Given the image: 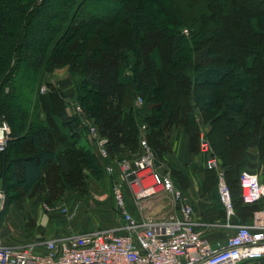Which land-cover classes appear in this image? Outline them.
Listing matches in <instances>:
<instances>
[{
	"label": "trees",
	"instance_id": "trees-1",
	"mask_svg": "<svg viewBox=\"0 0 264 264\" xmlns=\"http://www.w3.org/2000/svg\"><path fill=\"white\" fill-rule=\"evenodd\" d=\"M39 27L48 31L33 43ZM62 67L70 96L51 82ZM74 104L108 138L109 161L133 157L145 125L154 158L180 190L190 179L179 147L171 153L177 133L202 157L204 182L218 186L202 136L232 210L252 216L261 205L242 201L238 178L255 143L264 181V0H0V120L10 126L0 150L4 204L18 193L44 203L68 190L81 195L108 175L80 115L67 112Z\"/></svg>",
	"mask_w": 264,
	"mask_h": 264
},
{
	"label": "built area",
	"instance_id": "built-area-1",
	"mask_svg": "<svg viewBox=\"0 0 264 264\" xmlns=\"http://www.w3.org/2000/svg\"><path fill=\"white\" fill-rule=\"evenodd\" d=\"M42 86L40 90L44 91ZM89 131V139L106 174L111 178V196L122 225L82 230L42 240L9 244L0 235V264H239L247 260L264 259V212L257 221L236 223L222 240L212 242L196 228L193 207L183 192L173 185L168 173L157 172L154 156L146 138L144 149L129 159L109 161L108 138L101 136L93 122L82 115L79 104L72 106ZM145 128L142 125L141 130ZM10 126L0 120V150L9 139ZM200 151L207 155L206 167L218 175L219 198L229 218L232 212L229 190L219 160L211 155L209 143L201 136ZM240 198L245 203L262 202L264 211V182L257 174L242 171L238 178ZM133 202L150 196H170L177 208L173 215L137 220L130 214L125 194ZM6 193L0 189V215ZM59 212L72 219L78 206L60 207Z\"/></svg>",
	"mask_w": 264,
	"mask_h": 264
},
{
	"label": "rangeland",
	"instance_id": "rangeland-1",
	"mask_svg": "<svg viewBox=\"0 0 264 264\" xmlns=\"http://www.w3.org/2000/svg\"><path fill=\"white\" fill-rule=\"evenodd\" d=\"M45 15L46 13L43 12L42 17ZM47 31V28L43 30L40 27L36 28L33 43L41 41V35ZM183 32L188 33L187 29H184ZM29 60L30 57H27L26 62L29 63ZM135 101L136 106H142V98L137 97ZM70 113L79 115L73 107ZM143 136L144 130L141 137ZM141 137L138 142L139 150L134 155H139L143 152L144 147L140 143ZM87 139L91 144L89 131H87ZM15 172L18 173V169L9 167L7 174ZM259 179L264 182L261 173L259 174ZM111 192V182L107 175L89 180L88 188L81 195L75 191L71 192L68 190L64 192L59 200L50 202L44 203L42 198L33 193H30V195L22 193L13 194V196L21 197H16L12 202H8L9 204L3 205L5 207L0 217V235L7 243L17 244L20 241H27L37 236L46 239L53 234L66 231L63 229L65 227L67 229L68 226L73 228L71 230L67 229L71 233L115 226L117 225L119 216L115 211ZM75 205L78 206V213L74 218L69 219L59 213L60 210L58 209L60 207L65 206L71 209ZM257 212L260 211L258 209L253 211L252 218ZM256 217L260 218V215H256ZM253 221H257V219ZM40 228L46 230L43 232L40 231Z\"/></svg>",
	"mask_w": 264,
	"mask_h": 264
},
{
	"label": "crops",
	"instance_id": "crops-1",
	"mask_svg": "<svg viewBox=\"0 0 264 264\" xmlns=\"http://www.w3.org/2000/svg\"><path fill=\"white\" fill-rule=\"evenodd\" d=\"M51 82L58 88L62 89L67 96H70L72 93L71 77L68 75L67 69L65 67L54 70ZM71 109V106L67 108V112L69 114ZM174 143L175 144L171 153L175 154L177 148L179 147V159L176 161L179 165L183 166L181 171H183L185 176H189L190 179V181L187 183V187H184L181 190L184 192L186 200H188L193 207L196 228L203 231L210 241L215 242L222 240L229 234H232L233 228L228 227L227 224L232 225L236 223H251L256 218V215L263 214V203L260 202L261 206L258 209L260 212H257L253 218L251 215H245L243 212H237V210H235V212L232 210L233 214H231V216L228 218L221 199L217 197L218 186L209 181L204 182L207 171L204 169L205 167L203 166L204 163L202 157L193 154L189 150L187 136L182 139L180 134L177 133ZM255 150V143L249 146L247 154H249L252 161L247 162V169L245 170L257 174L259 177V174L262 173L263 168L261 163L257 160L258 156L255 153ZM168 171L169 170L167 167L162 165L157 168V172L162 174L168 173ZM125 202L130 214L139 221L149 217L163 218L173 215L177 212V208L170 196H163L159 198L157 196L145 197V199L139 200V203L136 204L133 202L131 195H127L126 193ZM122 224L123 220L121 216H119L117 225ZM67 229L71 230L73 228L68 226ZM67 229L65 227L63 230L66 231L62 230L63 232L53 234L48 238L57 237L60 234H70L71 232H69ZM45 230L46 229L44 228H40V231L44 232ZM40 238L41 237L37 236L27 241H20V243L32 241L34 239L42 240V238ZM239 264H264V259L247 260L246 262Z\"/></svg>",
	"mask_w": 264,
	"mask_h": 264
},
{
	"label": "water",
	"instance_id": "water-1",
	"mask_svg": "<svg viewBox=\"0 0 264 264\" xmlns=\"http://www.w3.org/2000/svg\"><path fill=\"white\" fill-rule=\"evenodd\" d=\"M159 166H161V162L155 158L154 159V167L158 168Z\"/></svg>",
	"mask_w": 264,
	"mask_h": 264
}]
</instances>
